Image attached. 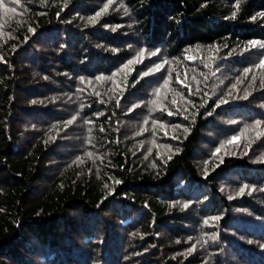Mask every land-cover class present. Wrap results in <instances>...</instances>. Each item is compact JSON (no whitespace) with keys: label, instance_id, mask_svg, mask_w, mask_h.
I'll use <instances>...</instances> for the list:
<instances>
[{"label":"trees","instance_id":"trees-1","mask_svg":"<svg viewBox=\"0 0 264 264\" xmlns=\"http://www.w3.org/2000/svg\"><path fill=\"white\" fill-rule=\"evenodd\" d=\"M0 264H264V0H3Z\"/></svg>","mask_w":264,"mask_h":264},{"label":"snow or ice","instance_id":"snow-or-ice-1","mask_svg":"<svg viewBox=\"0 0 264 264\" xmlns=\"http://www.w3.org/2000/svg\"><path fill=\"white\" fill-rule=\"evenodd\" d=\"M16 2H18V0H16ZM2 5H3V0H0V6H2ZM11 11H15V9H11ZM97 15H99V13ZM253 43H255V42H253ZM240 191L242 193L244 191V189L242 188Z\"/></svg>","mask_w":264,"mask_h":264}]
</instances>
